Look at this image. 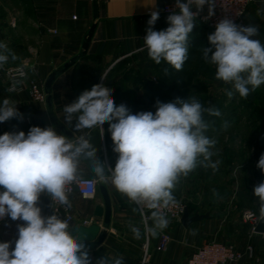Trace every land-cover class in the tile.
Segmentation results:
<instances>
[{
	"label": "crops",
	"instance_id": "crops-1",
	"mask_svg": "<svg viewBox=\"0 0 264 264\" xmlns=\"http://www.w3.org/2000/svg\"><path fill=\"white\" fill-rule=\"evenodd\" d=\"M173 2L176 0H0V41L7 43L18 57L16 61L10 59L0 68V102L10 98L17 103V109L23 117L1 122L0 130L27 133L32 126H53L59 134L66 135L56 124L59 123L70 133L69 138L85 135L97 149L99 159L105 165L114 167L118 154L113 151L109 124L106 122L103 129L96 127L73 133L71 126L64 123V107L74 102L84 90H90L94 84L104 83L113 89L117 105L123 103L133 113H155L156 109L151 106H133L126 88L130 77L117 71L118 68H124L130 59L140 64L145 62L147 52L141 48L144 47L143 38L149 27L147 21L153 11H159V19L153 28L165 30L169 26L167 17L170 15L165 12V7ZM9 3L12 9L7 7ZM258 10L260 14H257ZM93 25L95 28L86 54L79 57ZM240 25L258 27L259 35L253 38L264 43V0H255L249 5L244 22ZM209 34L210 31L196 21L189 40L197 37L202 42L207 41ZM75 57H78L77 61L64 70ZM22 64L27 66V76L20 85L22 91H7L12 84L7 69ZM53 72L59 73L49 93L51 105L46 100L36 101L30 92L31 81H37L45 91L46 82ZM102 75L104 80L101 79ZM141 80L142 89L136 91L138 101L155 97L156 102H172L179 96L176 93L170 95L151 91L147 89V79ZM223 85L226 84L223 82ZM216 87L217 93L210 97L211 101H215L208 104L217 108L221 116L218 120L206 114L208 118H205L214 121L207 134L217 140L214 151L218 154L213 156V160L220 161L219 168L213 172L210 168L198 167L186 179H182L174 192L177 200L186 201L191 215L199 212L208 213L209 217L189 226L183 225L181 220L168 218L170 224L164 231L156 237L144 238L143 217L140 211H134L136 205L117 192L110 183H99L108 189L112 218L105 230L104 240L93 247L86 246L92 264H96L103 256L123 257L124 264H187L195 249L208 241H219L239 251L242 257L232 264H264V233L252 231L243 215L246 209L259 212L258 198L253 189L264 181V173L256 166L261 154H264V119L246 127L251 136L247 140L236 130L232 135H227L231 128L239 127L228 124L225 129L222 127L224 122L236 121L243 113H239L237 108L227 109L220 102L229 99L225 93L226 89L231 90V85L229 88ZM190 97L185 96L183 100L187 101ZM261 98L264 99L263 96ZM262 111L259 107L253 110L258 116ZM227 116L231 118L227 120ZM237 134L240 139H235ZM81 167L85 177L95 178L94 171L86 163H82ZM69 199L74 215L72 227L85 219L102 225L103 219L94 216L96 205L103 204L99 189L92 199H86L78 193L69 194ZM52 203L47 195L40 197L38 206L42 215H52ZM23 223L9 217L0 222V242H12L14 247L18 238V225ZM130 224L141 229V239L134 238ZM162 233L170 235L164 250L159 248Z\"/></svg>",
	"mask_w": 264,
	"mask_h": 264
},
{
	"label": "clouds",
	"instance_id": "clouds-1",
	"mask_svg": "<svg viewBox=\"0 0 264 264\" xmlns=\"http://www.w3.org/2000/svg\"><path fill=\"white\" fill-rule=\"evenodd\" d=\"M205 5L207 20L215 14L216 0H176L177 11L168 15L165 30H154L160 13L153 11L143 38L148 57L157 65L163 62L182 71L188 59L190 34ZM258 35V27L237 25L225 17L207 37L211 47L202 48L203 60L215 66V79L232 86L225 93L229 99L235 94L248 98L250 91L264 85V43L253 38ZM10 59L16 61L18 57L0 41V68ZM164 72L167 74L168 69ZM25 77L26 73L20 71L7 91H15ZM16 105L10 98L0 102V122L23 118ZM64 113V123L73 133L103 129L106 122L109 124L113 151L118 154L115 166L99 159L97 149L85 135L69 138L53 126H32L27 133L0 135V220L9 217L24 222L18 225L14 247L12 242H0V264H92L85 243L72 234L69 219L61 218L56 211L44 216L38 206L40 197L47 195L53 207L59 204L71 208L69 193L72 185L83 181L82 163L94 171L97 183H110L138 206L134 211H140L143 217L144 238L156 237L170 224L164 210L180 206L174 192L182 179L198 167L213 172L219 168L220 161L213 160L218 154L214 151L217 140L207 134L214 122L206 120L205 115L219 117L221 113L195 97L157 101L155 113H133L125 104H116L112 88L97 83L65 105ZM228 126L227 121L222 125L225 129ZM256 166L264 173V154ZM253 192L258 198V219L264 220V181ZM83 196L94 198V189ZM129 227L135 239L142 238L139 227ZM96 264H124V258L103 256Z\"/></svg>",
	"mask_w": 264,
	"mask_h": 264
},
{
	"label": "rangeland",
	"instance_id": "rangeland-1",
	"mask_svg": "<svg viewBox=\"0 0 264 264\" xmlns=\"http://www.w3.org/2000/svg\"><path fill=\"white\" fill-rule=\"evenodd\" d=\"M7 7L9 9L13 8L10 3L7 4ZM206 28L208 31H210V34L215 31L214 29H210L208 27ZM192 40L199 39L195 37L192 38ZM203 47H211L208 39L207 41L203 42H189L188 59L185 62L182 71H176L170 65L163 62L157 65L148 57V55H146V58L144 60L145 62H142V64L134 61L133 59H130L128 64H126L124 68H118L119 70L117 72H120V74H127V76L130 77V83L126 88L129 91V95L131 98L130 101L131 103H133V106L134 104L135 106L139 105L142 108H150L149 106H151L152 108L156 109L155 97H152L151 99L148 98L147 100L141 98L138 101V94L136 93V91L142 89L141 79L144 78L147 79L146 81L148 82L147 89H151V91L156 90L158 92H163L164 94L170 95L176 93L179 95L178 97L180 99H183L185 96H191L198 99L205 107L211 106L208 103L215 101H211L212 99H210V97H213L215 93H217L216 85L219 87L225 86L226 88H229L230 85H223V82L221 83L219 82V80L215 79V66L206 63L202 58ZM145 51L147 52V50ZM165 68L168 69L167 74H165L164 72ZM262 96H264V85H261L255 90L254 99H249V97L241 98L238 94H235L232 99L220 101L221 103H223V107L227 109L237 108V111L239 113H243L241 117L239 116L236 119V121L228 120L231 118V116L226 117L229 125H235L239 127L231 128V132L227 133V135H232L236 130V132H239V134H241L243 137L245 136L244 139L246 140L251 137L250 130L246 127L256 125L257 123L262 122V120L264 119V99L261 98ZM161 102L167 103L169 101L163 100ZM256 107H259L261 111L263 110L261 115L259 116L258 114H256L257 112H253L254 108ZM239 134H237V137H235V139H240Z\"/></svg>",
	"mask_w": 264,
	"mask_h": 264
},
{
	"label": "built area",
	"instance_id": "built-area-1",
	"mask_svg": "<svg viewBox=\"0 0 264 264\" xmlns=\"http://www.w3.org/2000/svg\"><path fill=\"white\" fill-rule=\"evenodd\" d=\"M253 1L255 0H216V6L214 9L215 14L211 18H208L206 20L205 17L208 16V6L205 5L203 11L198 14L196 21L201 25L214 30L215 25L225 17L232 19L237 25H240L244 22L247 9ZM175 5L176 2L166 5L165 12L168 14H172L174 11H177ZM193 10H195L194 6ZM141 50L145 51L146 48L142 47ZM20 71H24L27 76L26 64L13 66L7 69L6 73L10 78L11 83L13 81V78L16 77ZM16 91H22V87L18 86ZM30 92L32 97L36 101L44 102L46 100L45 91L37 81H31ZM4 133L5 132L0 130V135ZM98 184L99 183L96 182V178L83 176V181L79 185L71 186V192L69 194L78 193L83 196V193L85 191L94 189L96 196L98 193ZM178 201L180 202V206L178 208L164 210L169 219L177 221L181 220L185 210L188 208L186 201ZM136 207L138 208L137 205ZM54 211H56L57 214L61 216V218H68L70 224L73 223L74 215L71 208L66 209L64 206L56 204L54 205V207H52L51 214H54ZM144 211L146 214L150 213V211L147 209H145ZM243 215L245 220L250 224L251 230L255 231V228L260 221L258 219L259 212L252 209H246ZM6 218L7 217H5L3 220H0V222L4 221ZM92 223V220L85 219L81 224L90 225ZM169 240L170 235L168 233H162L159 248L161 250H164ZM241 257L242 254L230 245L224 244L219 241H208L195 249V251L189 257L187 264H232L233 262L238 261Z\"/></svg>",
	"mask_w": 264,
	"mask_h": 264
},
{
	"label": "water",
	"instance_id": "water-1",
	"mask_svg": "<svg viewBox=\"0 0 264 264\" xmlns=\"http://www.w3.org/2000/svg\"><path fill=\"white\" fill-rule=\"evenodd\" d=\"M96 8L97 7H96V3H95V15L97 14ZM94 28H95V25H93L91 31L89 32L88 36L86 37V40L83 43V50L84 51L80 54L79 57L85 56L89 41L92 37V33H93ZM77 59H78V57H75L71 61V63L67 64L64 67V70L71 67L77 61ZM58 73L59 72H53L49 76V78L46 82V89H45V92L47 93L46 101L48 102L49 105H51V97H50L49 93L51 92L52 83H53V81L56 78ZM248 87L251 88L250 85ZM248 97L250 99H254V92L250 91ZM56 124L58 125V127H60V129L66 135L70 136V133H68V131L65 129L64 126L60 125L59 123H56ZM98 189H99V193L103 199V204L96 205L95 210H94V216L103 219L102 225L97 224V223H92L90 225H83V224L79 223V224H76L72 227V234L74 236H76L78 239L82 240L86 246H90V247L98 245L104 240V238L106 236L105 230L110 226V222H111V218H112V204H111V199H110L108 189L103 184H99ZM209 215L210 214H208V213L200 214L199 212H196L195 214L191 215L189 209L187 208L185 210L182 218H181V222L183 225L189 226L193 222H196V221H199L201 219L209 217ZM102 228H104V230H102ZM255 231L257 233H264V220H260L258 222V224L255 228Z\"/></svg>",
	"mask_w": 264,
	"mask_h": 264
},
{
	"label": "trees",
	"instance_id": "trees-1",
	"mask_svg": "<svg viewBox=\"0 0 264 264\" xmlns=\"http://www.w3.org/2000/svg\"><path fill=\"white\" fill-rule=\"evenodd\" d=\"M189 41H190V43H194V41H195V42H197V40H189ZM198 41L202 42V40H201V39H200V40H198ZM188 61H189V60H188ZM263 97H264V96H263ZM249 99H250V98H249ZM251 101H252V100H251ZM250 103H252V102H250ZM250 103H249V104H250ZM247 105H248V104H247ZM256 109H257V107H256Z\"/></svg>",
	"mask_w": 264,
	"mask_h": 264
}]
</instances>
